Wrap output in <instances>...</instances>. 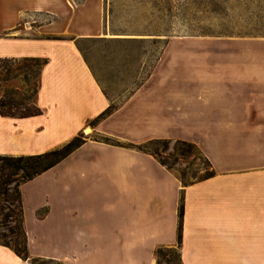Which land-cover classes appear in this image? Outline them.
I'll use <instances>...</instances> for the list:
<instances>
[{
    "label": "crops",
    "instance_id": "crops-1",
    "mask_svg": "<svg viewBox=\"0 0 264 264\" xmlns=\"http://www.w3.org/2000/svg\"><path fill=\"white\" fill-rule=\"evenodd\" d=\"M102 7V0H0V58L47 60L34 98L42 114L0 116V155L41 154L90 131L20 186L29 257L0 246V264H30L37 238L68 242L61 255H42L62 264H156L159 247L178 248L181 264H264V42L261 55L231 56L229 82L215 73L198 77L196 88L190 79L175 88L164 59L185 43L168 41L139 85L95 121L113 101L76 42L102 32ZM30 14L52 19L22 25ZM190 123L202 141L180 133ZM159 139L193 143L214 175L183 186L153 155L130 147Z\"/></svg>",
    "mask_w": 264,
    "mask_h": 264
},
{
    "label": "rangeland",
    "instance_id": "rangeland-1",
    "mask_svg": "<svg viewBox=\"0 0 264 264\" xmlns=\"http://www.w3.org/2000/svg\"><path fill=\"white\" fill-rule=\"evenodd\" d=\"M102 6V32L76 44L103 91L116 106L146 77L168 41L185 43L182 48L174 45L164 59L170 58L173 65L170 67L175 76V88H181L187 79L191 81L190 88H196L193 82L198 77L215 73L229 82L231 75L236 73L231 56H247L251 51L261 55L263 51L264 0H102ZM256 15L262 18L260 28L263 33L253 31ZM51 19L48 15L30 14L22 18L21 24L34 26ZM202 42H214V45H202ZM218 44L234 48H218ZM14 67L0 64L1 77ZM4 89L2 85L0 95ZM189 125L180 133L193 142L202 141V130ZM86 131L82 132L83 137L90 133ZM173 147L174 141L167 151L159 144L150 149L157 151L177 176L185 174L186 180L192 174L201 176L207 171L197 150L180 155L174 153ZM29 202V199L25 201L27 207ZM0 233H6V230L0 227ZM31 243V253L36 254L32 258H45L43 254L61 255V244L68 242H45L37 238ZM166 254L161 256L159 264H168L166 260H172L173 254ZM66 261L65 264H72L71 258Z\"/></svg>",
    "mask_w": 264,
    "mask_h": 264
},
{
    "label": "trees",
    "instance_id": "trees-1",
    "mask_svg": "<svg viewBox=\"0 0 264 264\" xmlns=\"http://www.w3.org/2000/svg\"><path fill=\"white\" fill-rule=\"evenodd\" d=\"M214 9L216 5L212 4ZM256 23L253 31L261 32V17L256 15ZM263 33V32H261ZM45 58L24 57V58H0V64L15 66L13 70L8 69L3 77L0 75L1 86L5 89L3 95H0V116L10 118H30L42 114V110L36 106L34 98L39 89L40 74L43 66L46 64ZM11 84V86H8ZM20 84V86H17ZM116 105L113 103L102 112L95 121L104 118L110 114ZM94 121V122H95ZM82 133L72 138L69 142L59 148L50 151L26 156H6L0 155V227L6 230V233H0V246L10 249L18 258L23 261L28 260L27 237L23 226V210L20 186L34 177L42 174L58 164L62 159L69 155L76 148L85 142ZM106 143L122 145L108 137H102ZM172 140L159 139L150 140L144 144L130 147L153 155L163 166L173 170L172 166L161 159L157 151L150 148L154 145H162L167 151L168 145ZM197 150L202 156L196 145L193 143L176 140L174 141L173 151L175 154L184 155L188 150ZM203 162L207 169L201 176L192 174L186 180L185 174L178 176L183 186L194 182L210 178L214 175L210 162L204 157ZM174 171V170H173ZM182 215V205L179 207V216ZM173 254L172 260H166L168 264H181L178 248L159 247L156 252V264L162 255ZM31 264H61L53 259L33 258Z\"/></svg>",
    "mask_w": 264,
    "mask_h": 264
}]
</instances>
